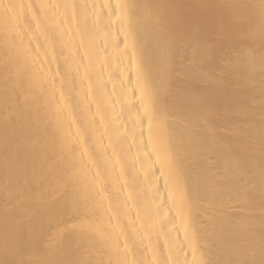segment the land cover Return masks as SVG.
Wrapping results in <instances>:
<instances>
[{"label": "bare ground", "instance_id": "6f19581e", "mask_svg": "<svg viewBox=\"0 0 264 264\" xmlns=\"http://www.w3.org/2000/svg\"><path fill=\"white\" fill-rule=\"evenodd\" d=\"M0 264H264V0H0Z\"/></svg>", "mask_w": 264, "mask_h": 264}]
</instances>
